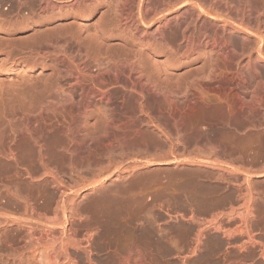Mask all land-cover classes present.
Masks as SVG:
<instances>
[{"label":"bare ground","instance_id":"obj_1","mask_svg":"<svg viewBox=\"0 0 264 264\" xmlns=\"http://www.w3.org/2000/svg\"><path fill=\"white\" fill-rule=\"evenodd\" d=\"M0 2L8 5L7 11L0 7V35L2 36L0 54H4L2 65H10L8 68L11 70L17 69V76L20 78L19 83L14 81L16 84L13 87L8 85L13 84L11 81L6 83L8 86L0 82V161L11 159L18 161L14 148L16 146L13 147L18 136H20V142L23 140L21 144L32 147L30 151L37 154L39 162L42 161L48 153L44 154L43 150L42 138L46 134L44 129H48V132L51 122L60 117L62 121L58 119V122H64L61 126L65 125L67 134L71 135L69 137L71 140L66 141L74 140L75 142L80 135L83 141L89 140L92 144H101L102 151H104V145L106 147L116 142L123 144L122 142L126 140L123 133L126 129L134 128L132 124L135 119L129 116V124L124 121L127 118L122 115V104L127 99L123 102V100L117 101V98H138V108L143 112L145 111L143 98L161 100L171 109L170 106L176 102L175 99L178 101L179 98H194L197 93L205 97L204 85H210L215 79L211 70L217 54L223 57L226 65L230 63L228 54H234L238 57L237 59L241 58L238 63V75L243 81L246 79L245 83L251 87V89L248 88L250 89L248 93L252 102L256 104L255 107L263 105L264 0H0ZM95 17H98V21L91 30V23L88 21ZM193 23L195 31L190 26ZM24 30L31 31L30 37L19 41L14 35ZM203 56L206 63H211L210 65L207 63L210 69L209 73L205 74L206 77H203L204 80L194 79L183 83L181 78V80L177 79L175 75L177 67L192 65ZM89 59L94 63V69L91 68ZM47 68L51 69L50 76L43 80L42 75L43 81H41L42 76L39 74H43V70ZM35 69H38V74L33 72ZM242 103V107L244 104L247 105ZM252 107L255 108L253 105ZM242 115L247 116L244 110ZM122 117L125 119L123 120ZM12 121L18 124V130L7 128ZM42 130L45 132L44 135H41ZM241 137L247 138L245 134H241ZM259 137L264 140V135ZM74 142L72 141V144ZM76 142L82 143L80 140ZM66 146L67 149L69 146ZM263 146L259 145V148ZM63 147L61 148L66 150ZM58 148L59 146L57 150ZM75 148L77 149L76 146ZM66 153L62 156L64 157ZM253 155L256 158L258 153ZM252 156L250 159L254 158ZM44 160L48 162L47 159ZM212 160L209 161V166L227 170L231 173L230 177L232 175L242 177L244 183H236L239 185L237 191L241 199L235 200L230 195L221 203L219 202L220 205L208 208L205 212L208 216L205 215V217H195L196 213L193 214L194 209L191 208L192 216L188 213L185 215L190 216L193 221L197 220V223L192 221L193 226H185L179 230L183 235L181 241L166 236L171 228L121 226L114 223L105 227L90 223L91 220L87 216L82 218L77 212L68 213L72 205L67 210L66 202L63 203L66 189H64L62 177L59 176L62 171L59 174L56 165L55 168L47 167L55 169L57 176L51 169V172L45 171V168L41 166L44 171L42 176L48 175V172L51 173L48 176H52L53 185H50L55 184L59 190V194H55L60 195L58 200L55 196L57 205L53 204L57 206V209L52 210V216H50L49 213L41 209L39 211L33 205L25 211L35 213L34 218L32 215L30 218V214L27 216L24 211L22 212L24 216L21 212L19 214L21 208L20 210L18 208L19 211H13L14 209L9 210L6 206L9 211L1 210L0 236L7 237L13 232L12 239L7 238L12 241L7 240V243H4L13 256L10 257V255V259L0 258V264H151L154 262L159 264L162 261L170 264L169 260L174 261L171 264H264V240L257 239L256 235L259 233L255 234L252 230V218L255 212L253 213L251 206L256 197L251 186V178L264 176V166L261 165L263 168L259 166L261 169L253 170L243 165L242 163L245 162L241 160H239L241 163L236 161L238 163H228L227 166H222L221 162L215 161L216 159ZM134 162L135 165L132 163L131 170L126 169V173L130 174L142 166L151 165L154 161ZM15 173L17 174L16 171ZM33 175L37 176L34 173ZM36 176V179L41 178ZM0 177L2 178V174ZM46 177L43 178L46 179ZM3 179L5 180L6 177ZM102 181L100 179L97 182ZM16 183L17 181L13 184L14 187ZM35 184H37L36 181ZM241 185L245 186L244 190ZM9 186L6 185V190ZM37 188L39 189V186ZM187 188L185 190H188ZM73 189L77 193L80 192L78 188ZM241 190L244 192L242 193ZM15 191L17 195L20 193ZM6 192L11 195L14 191ZM25 193L27 192L22 194L25 195ZM39 193L36 195L38 198L34 197L37 200ZM43 193L45 194V191ZM23 195L20 197H24ZM70 195L72 196V193ZM29 197L26 196V198ZM47 198L49 199V196ZM188 200L191 202V198ZM239 201L243 202L239 203L240 208L236 206ZM60 203L63 204L60 206ZM26 206L28 207L27 204ZM41 206L43 208V205ZM58 206L61 208L58 209ZM219 206L223 210L219 208L220 211H216ZM25 207L23 209H26ZM58 210L62 212H58L61 216L59 214L55 216L54 211ZM71 211L74 212V209ZM99 214L102 216L101 213ZM97 219L99 220V217ZM74 221L78 223L75 224ZM231 221L237 222L236 226H230ZM11 223L16 224L15 229H10L8 225H12ZM207 229L213 231L207 232ZM147 235L149 238L144 237ZM6 237L0 240L4 238L5 241ZM27 237L30 241H27ZM209 238L221 241L225 244V249L220 252L213 248L209 249L205 242ZM162 247L167 253L163 252ZM168 254L173 256L168 258ZM233 257L236 258L232 259Z\"/></svg>","mask_w":264,"mask_h":264},{"label":"rangeland","instance_id":"obj_2","mask_svg":"<svg viewBox=\"0 0 264 264\" xmlns=\"http://www.w3.org/2000/svg\"><path fill=\"white\" fill-rule=\"evenodd\" d=\"M0 7L4 11L8 10V5H5L2 2H0ZM97 21H98V17H95L88 21L89 23H91L90 24L91 30L94 28V25ZM190 26L193 29V31H195L194 23L191 24ZM30 34L31 31L24 30L21 32H16L14 36H17V38L20 41V40H27L28 37H30ZM1 37L2 36L0 35V38ZM228 55L230 56L231 54ZM229 56H228V60L230 59L229 60L230 63L228 65L224 63L223 57L221 55L217 54L215 56V61L211 70L213 71V75L215 79L213 83H211L210 85H204V92H206L205 94L206 98L201 95L202 97H204L202 98L200 96V93L199 94L197 93L194 95V98H183V99L179 98V100H182L180 102L179 100L177 101V99H175L176 100V102H174L175 105L174 104L171 105L170 106L171 109H169V106H167L161 100H157L154 98H143L142 101L144 103L146 112L145 111L141 112L139 110L138 98H123V99L117 98V101L123 100V102L124 100L126 101L127 99L125 103L122 102L123 103L122 115H124L123 117H126L127 120H124L125 118L123 117L122 119L127 123L128 120L130 119V118L128 119L129 116L135 119L134 124H132L135 130L132 127L133 129H129V130L126 129L125 130L126 132L123 133L124 136L126 137L125 139L127 140V141L125 140L126 142L125 141L122 142L123 144L116 142L113 145H108V146L106 145V147L104 145V149H103L104 151H102L101 148H103V146H101V144H99L101 146L100 147L98 144H96L97 146L95 144H92V142H90L89 140L83 141L80 135H78L79 138H77L75 142L74 140H72L74 142L72 144V141H70L71 143L69 141H66L69 139V137H71V135L67 134L68 132H66L65 130V125L61 126L62 123L64 122H60V123L58 122V119L62 121L61 120L62 118L60 117L55 119V121L53 120L51 122V124L49 125L50 127H48L50 128L48 132H47L48 129L47 130L44 129L46 134L48 133L47 136L46 134L44 135L45 132L44 130H42L43 134L41 133V135L45 136V137L43 136L45 139L42 138L43 140L42 144L44 145L43 150L45 151V153L44 151L43 153L46 154V152H48L46 154L47 156L46 155L44 156L45 157L44 159H47L49 162L48 163L46 160L43 159L42 160L43 162L46 161L43 163L41 160L39 162V158L38 156H36L37 154L30 151V148L32 147L30 146L28 147L21 144L23 140L20 142L21 139L19 138L20 136H18L16 139L20 143H18L15 140L16 143L13 144V147L16 146L14 148H15V152L18 155V161L12 159H11L12 161L11 160L0 161V168H1L0 176L2 174V178L0 177V192L2 193V194L0 193V197H2V199L0 198V211L1 210L4 211V209H6L5 211H7L8 209L10 210L11 208H12L11 210L14 209L13 211H19L21 208V210L18 212L19 214L20 212L22 213L24 211V213L26 212L25 214L27 216L28 214H30L29 217L31 215L33 217L35 213L32 212L30 213L25 210L30 209L29 207L31 206L33 207L34 205V207L39 211L40 209L44 210V212H46L47 214L49 213V215L52 216V212H53L52 210L57 209L55 196L57 197L58 200L60 195L57 196L59 194L58 193L59 190L55 186V184H54L55 187L52 186L53 184L51 180L53 179L52 176H48L51 175V173L49 174L48 171H50V169L52 170V168H55L56 165V170L58 167L57 170L59 171L58 173L60 174V172L62 171L61 175L59 176L62 177L64 189H66L64 190L65 193L63 195V203L66 202L65 204L67 206V210L68 207L71 205H72L71 210L74 209V212L69 210L67 211L68 213L77 212L81 214L82 218H86L87 216V218L91 220L89 221L90 223L98 224L101 226L104 225L105 227L109 225H113L114 223L116 225H121V226H144V227H153V228L164 227L165 229L171 228V231L167 235L166 234L165 235L167 237H172L173 239L181 241L183 239L182 238L183 235L180 233L179 230H182L185 226H189V225L193 226L194 223L195 224L197 223V220L193 221V219L190 217L192 216V213L190 212L192 211V209H194L192 211L194 212L193 214L196 213L195 217L197 216L205 217V215L208 216L205 213L208 208L210 207L212 208L213 205L214 206L220 205L219 202L221 203L228 196L232 195V197L235 200L241 199V197L238 196L240 193L237 191V188L239 186L237 184L244 183L242 182V177L240 175L237 176L232 175L231 178L230 177L231 173L228 172L227 170L209 166L210 164L209 161H211V159H213L212 161H214V159H216L215 161L218 160L217 162H221L222 166H227L228 163H238L236 161L239 160H241V162H245L242 164L245 165L246 167L252 168L253 170L261 169L260 168L262 167L261 165L264 166V164L261 163V162L264 163V159L262 158L264 157L263 155L264 140L259 137L264 135L263 134L264 133V101L262 106L255 107L256 104L252 102V98H250V94H249L251 87L249 86V84L245 83L247 82L246 79L245 81H243L238 75V68H239L238 63L241 58L237 59L238 57L237 56L235 57L234 54L231 55L230 57ZM2 59H4V54H0V80L1 79L3 80L0 82H4L5 84L13 82V84L11 83L12 85L8 84L9 86L13 87V85L16 84L14 83V81L15 82L17 81L18 83L20 82L19 81L20 78L17 76L18 70L9 69L8 66L10 67V65L8 66H4L5 64L2 65V61H3ZM204 59L205 57L203 56L202 59L200 58L199 60H196V62H194L192 65L189 66L181 65L177 67L175 69L176 73L174 72L177 79L178 78H179L178 80L182 79L181 81L183 83L186 82L188 83L194 79L204 80V78L206 77L205 74L209 73V69H210L209 65L211 64L207 62L209 64L208 65ZM88 61L91 62V68L94 69L95 66L92 60L89 59ZM192 66L193 69H191ZM194 66H196V68H194ZM189 68L191 70H189ZM37 71L38 69H35L33 72L38 74ZM50 71L51 69L47 68L43 70V74L42 73L39 74V76L42 75L44 76V78L43 76L41 77V81H43L46 78L48 79V77L50 76ZM246 89H248V91ZM241 95H243L245 98L243 99ZM208 96L210 98H208ZM242 102L247 103L249 108L245 104L242 107L243 105ZM252 105L255 108H253ZM243 110L247 114V116L242 115ZM52 123H54V125H52ZM7 128H9L10 130L19 129L18 124L13 121L10 122V125H7ZM60 133L64 135L62 134L60 135ZM240 133L245 134L247 138L241 137ZM60 136L63 138H61ZM69 140H71V138ZM79 140L80 143L82 141L84 143L82 142L81 144H77L76 141ZM68 143H70V145ZM53 144L55 146H53ZM66 144L67 146H69L67 149L65 148ZM87 145L90 147V150ZM259 145L263 147L259 148ZM56 146L57 147L59 146L58 150ZM62 146H64L63 148H65L67 151L63 150L61 148ZM75 146L77 147V149L76 148L74 149ZM82 146L85 147L83 148ZM109 146L113 148L110 149ZM70 147H72V149ZM68 149H70V151ZM24 151L25 153H23ZM21 152L23 153L24 156L22 155ZM26 152L28 153V155ZM256 152L258 153V155L259 154L260 155L258 156ZM30 153L31 155H29ZM65 153L66 155L63 157L62 154L64 155ZM254 153L255 155H257L256 158L254 155L252 156V154ZM250 156L254 157L255 159L254 158L250 159ZM34 157H37L38 159L36 158L37 159L36 160ZM47 157L50 159H48ZM259 157H261L260 158L261 160L259 159ZM49 160H51L52 163ZM138 160L144 162L152 160L154 162L151 165L140 167L139 169H137L138 171L136 170L137 172L134 171L135 173L131 172L132 173V174L130 173L131 175L128 172L126 173L125 170L126 169L127 171L131 170V166L133 164L135 165L134 161L137 162ZM15 162H17V164ZM55 162H57V164ZM241 162L239 161V163ZM257 163H259V165H257ZM246 164L249 165L247 166ZM250 164L253 165L251 166ZM16 165L17 167L20 166L18 167L19 169L17 167H16L17 169L15 168ZM41 166L45 168V171L48 170L47 171L48 175L46 174L47 173L46 172L45 173L46 175L43 174L42 176V173H44V171L43 168L41 169ZM24 167L27 168L28 170L23 169ZM47 167H52V168L49 169ZM39 170H41L40 171L41 173L39 172ZM56 170L53 169L52 171L55 172L58 176ZM15 171L19 175H17ZM19 171L21 172L19 173ZM27 173L31 175H28ZM33 173L37 174L38 177L36 175H33ZM15 176L17 177V179H14L16 178ZM35 176L37 178L41 176L43 180L41 178L36 179ZM4 177H6L5 179L6 182L3 179ZM43 177L44 178L46 177V179H44ZM63 177H65V179ZM29 178L31 179L29 180ZM100 179L101 181L102 180L103 181L98 183L97 181ZM21 180L24 181V183ZM251 180H252L251 186L253 187L252 189L255 191L252 192H254V197L256 196L253 199V202L254 201L255 202L254 203L252 202L251 204L253 213L255 212L252 218V230L255 234L259 233L258 235H256V237L258 236L257 239L260 238L259 240H264V176L253 177L251 178ZM7 181L10 185L13 182L15 183L16 181L18 184L16 183L15 187L13 185L14 183L11 186H9ZM27 181L28 183H26ZM35 181L38 185L35 184ZM236 181L238 182L241 181L242 183L241 182L238 183ZM6 185L9 186L7 189L8 192L14 191L11 193V195L10 193L6 192L7 191ZM67 185L69 186V188ZM70 185L73 188L74 187L76 189L78 188L77 190L80 192L78 193L77 191L75 192V190ZM28 186L29 188H27ZM38 186L39 189L37 188ZM241 186H242V190H244L245 186L243 185ZM40 187L42 188V190ZM186 187H188L187 188L188 190H185ZM227 187H229L228 190ZM28 189H30L31 192L30 190L28 191ZM43 189L45 191V194L47 193L46 195L43 193L44 192ZM15 190H17V193L18 192L21 193L22 191L23 194L24 192H27L28 194L25 193V195H23L22 193L21 194L18 193L17 195ZM69 190H71L72 192ZM234 190H236L237 192ZM39 191L42 192L39 193ZM185 191L187 192L185 193ZM189 192L191 195L189 194ZM38 193L40 195H39V199L37 200L36 198H38V196L36 195H38ZM66 193H68V195ZM69 193L70 194L72 193V196ZM74 193L76 194L74 198H72ZM187 194L189 197L187 196ZM22 195L25 198L26 196L27 197L31 196L29 198H26L25 200V202H27L26 204L28 205V207L23 201L25 198L20 197ZM47 195L49 196V199L47 198L48 197ZM203 195H205L204 196L205 198L203 197ZM12 196H16V197L11 198ZM17 196L20 198H18ZM35 196L36 198H34ZM68 197L72 198L73 202H71L72 199ZM3 198H4V202H3ZM190 198H191V202L190 200H188ZM18 199L19 200L22 199V201L21 200L19 201ZM9 200L11 202L14 201L13 203L16 206L13 203H11ZM33 200L35 201V203ZM40 200L42 202H40ZM46 200L47 203H45ZM187 201H189V203ZM21 202L22 203L24 202V204H21ZM241 202L242 201H239L238 204L236 205L237 207L239 206L238 208H240ZM28 203L29 204L32 203V205H29ZM49 203H52L50 204L51 207ZM55 203L56 205H53ZM63 203H60V206ZM12 205L14 206L12 207ZM41 205H43V208ZM189 205H191V207ZM6 206L7 208L8 207L9 208L7 209ZM60 206H58V209L61 208ZM23 207H25L26 209H23ZM220 207L221 206H219L216 211H218ZM47 208L49 210L51 209L50 212ZM221 208L220 210H223ZM60 210H58L57 212L54 211V214L56 213L55 216H57L61 212ZM241 210L242 211L244 210L242 206H241ZM24 213H22L21 215L24 216ZM99 213H101L102 216H100ZM187 213L190 216H186ZM59 215L61 216V214ZM98 217L99 220L97 219ZM186 217L187 218L189 217V219H186ZM75 218L77 219V217ZM74 223L77 224L78 221H74ZM11 224L12 225H8L10 226V229H15L16 224L13 223ZM236 224L237 222L231 221L230 226L234 227L236 226ZM209 231L212 232L213 230L207 229V232ZM1 236L6 237V235L5 236L1 235ZM12 236H13V232H11L10 235H7L5 241L4 238L0 240V258L3 257L4 259L6 258L10 259V257L13 256V254L11 255V252L7 249L5 245L8 239H12ZM144 237L149 238L148 235L147 237L146 236ZM261 237H263V239ZM27 239H28L27 241H30L29 237H27ZM209 240L210 241L212 240V242H210ZM205 242L207 244L206 246L209 249L213 248L215 251L217 250V252L223 251L225 249L224 246L225 244H222L221 241L220 242L216 241L214 238L211 239L209 238ZM162 250L163 252L165 251L163 247ZM165 253L167 252L165 251ZM169 255L171 254L167 255L168 258H171L173 256V255L171 256ZM234 258L236 257H233L232 259ZM169 261L170 264L174 263V261L172 260ZM151 264H158V263L154 262ZM159 264H168V263L162 261L161 263L159 262Z\"/></svg>","mask_w":264,"mask_h":264}]
</instances>
